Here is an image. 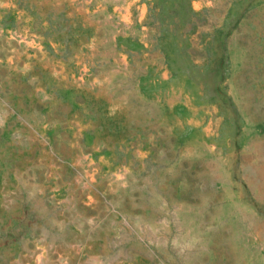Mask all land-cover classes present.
Returning <instances> with one entry per match:
<instances>
[{"label": "rangeland", "instance_id": "374dc122", "mask_svg": "<svg viewBox=\"0 0 264 264\" xmlns=\"http://www.w3.org/2000/svg\"><path fill=\"white\" fill-rule=\"evenodd\" d=\"M0 264H264V0H0Z\"/></svg>", "mask_w": 264, "mask_h": 264}]
</instances>
